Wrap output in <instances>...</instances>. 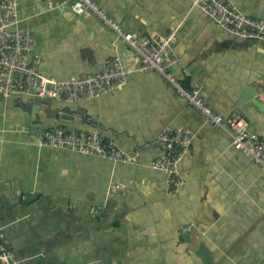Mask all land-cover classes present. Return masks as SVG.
<instances>
[{
  "label": "crops",
  "instance_id": "crops-1",
  "mask_svg": "<svg viewBox=\"0 0 264 264\" xmlns=\"http://www.w3.org/2000/svg\"><path fill=\"white\" fill-rule=\"evenodd\" d=\"M62 1L19 0L20 25L35 40L42 74L95 73L116 55L127 67L138 65L112 30L90 14L65 11ZM94 1L139 35L176 27L173 71L180 86L199 89L213 110L243 118L264 139V109L239 103L248 88L264 92V41L235 37L189 0ZM231 2L264 22V0ZM9 100L0 105V219L19 264H203L195 253L201 242L211 264H264L261 169L158 74L137 71L98 99L41 102L35 113L28 99ZM31 123H41L35 134ZM165 125L194 133L175 194L165 192V175L150 167L161 153L153 141ZM54 126L96 129L119 148L139 152L138 164L40 145ZM116 183L123 188L112 191ZM70 252L78 253L76 262Z\"/></svg>",
  "mask_w": 264,
  "mask_h": 264
},
{
  "label": "built area",
  "instance_id": "built-area-1",
  "mask_svg": "<svg viewBox=\"0 0 264 264\" xmlns=\"http://www.w3.org/2000/svg\"><path fill=\"white\" fill-rule=\"evenodd\" d=\"M189 1L191 7L201 10L217 26L235 37L264 41V22L245 15L231 0ZM71 10L76 15L90 14L101 26L112 30L133 51L138 65L127 67L116 55L95 73L72 75L66 79L45 76L40 71V55L34 53L35 40L29 28L20 25L19 0H0V97L49 99L59 103L83 102L121 89L137 71L154 72L176 87L206 123L224 129L230 145L250 157L264 175V139L251 129L249 123L238 116L225 119L210 107L199 89L190 91L180 86L173 71L178 62L176 27L164 35H139L125 30L94 0H74ZM257 98L264 106V92L259 93ZM193 137V132L169 125L162 127L155 136L153 143L161 149V153L151 161L150 167L165 175L167 194L179 192L184 184L180 163ZM39 144L123 165L138 164L139 152L129 153L119 148L113 139H103L96 129L67 130L54 126L45 132ZM122 188L118 183L110 185L112 191ZM190 228L187 226L185 231ZM0 264H19L18 257L8 246L1 219Z\"/></svg>",
  "mask_w": 264,
  "mask_h": 264
},
{
  "label": "water",
  "instance_id": "water-1",
  "mask_svg": "<svg viewBox=\"0 0 264 264\" xmlns=\"http://www.w3.org/2000/svg\"><path fill=\"white\" fill-rule=\"evenodd\" d=\"M41 1H46V0H41ZM74 0H66L63 2V8L65 11H71V4ZM261 92V90H251V89H246V91L243 92L239 99V103H243L245 101L251 100L255 105L260 107L261 109H264V106L262 103L258 100V94ZM19 99V98H18ZM21 100V99H20ZM11 101L9 99H4L0 97V105H9ZM27 105L29 108L32 109V111L35 113V110L40 107L41 102H51L49 99H31L27 100ZM41 126V123H31L30 124V129L29 133L30 134H35L36 129H38ZM185 237L188 238L189 234L185 233ZM199 247L195 251L196 254H199L200 257L203 260V264H211V257L209 255V251L207 247H205L204 243H199Z\"/></svg>",
  "mask_w": 264,
  "mask_h": 264
},
{
  "label": "trees",
  "instance_id": "trees-1",
  "mask_svg": "<svg viewBox=\"0 0 264 264\" xmlns=\"http://www.w3.org/2000/svg\"><path fill=\"white\" fill-rule=\"evenodd\" d=\"M69 258H70L71 261H73V262L75 261L76 262L77 258H78V253L77 252H70L69 253Z\"/></svg>",
  "mask_w": 264,
  "mask_h": 264
}]
</instances>
